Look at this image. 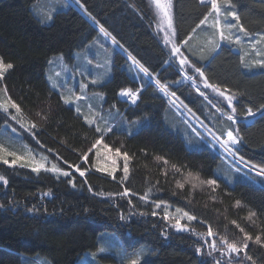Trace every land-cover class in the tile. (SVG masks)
Returning a JSON list of instances; mask_svg holds the SVG:
<instances>
[{
  "label": "trees",
  "instance_id": "trees-1",
  "mask_svg": "<svg viewBox=\"0 0 264 264\" xmlns=\"http://www.w3.org/2000/svg\"><path fill=\"white\" fill-rule=\"evenodd\" d=\"M221 1L232 5L249 34L264 35V0ZM40 2L0 0V58L13 65L2 76L0 87L20 107L22 121L29 128L36 125L18 139L28 147L42 146L71 175L61 177L0 163V175L7 181L0 184V264H28L35 257L46 264H75L85 252L96 251L100 239L115 238L117 248L149 253L140 264H212L199 257L194 236L169 228L162 207L195 216L189 227L197 233H205L209 227L223 239L245 237L247 233L253 239L246 255L256 264H264V184L256 175L222 160L205 139L195 137L189 121L160 90L167 85L170 95L175 92L174 97L185 108L218 134L225 129L236 134L238 129L241 139L236 156L260 169L264 168V115L257 110L264 105V67L246 68L241 52L232 46H221L213 52L212 45H207L208 34L194 37L196 49L189 45L194 50L189 57L204 72L203 79L235 96L232 107L237 123L233 124L213 108L217 97L210 98L202 88L206 96L200 95L188 83H180L181 70L156 31L147 0H74L81 8L56 5L51 19H47L49 11ZM209 9L199 0H172L177 44L189 37ZM101 27L110 34V40L114 37L118 42L109 55L112 75L106 73L109 68L102 60L101 69L95 72L102 82L91 85L92 73L84 75L80 69L73 87L88 85L90 93H101L102 106L112 113L111 122L121 120L118 126L112 122L113 130L103 142L113 151L119 148L122 155L127 152V179L120 171L113 178L93 168L89 149L101 134L64 103L61 91L53 89L46 78L56 57L71 65L78 60L89 64L85 47L95 39L98 45H104L107 39ZM90 47L96 50L93 43ZM129 54L148 68L151 82L133 65ZM95 62L99 57L93 56L89 65ZM126 89L136 93L135 103L120 99L119 94ZM249 107L257 113L255 116L246 115ZM226 109L233 114L229 106ZM215 113L222 118L224 128H216ZM5 116L0 110V127L7 122ZM122 124L125 127H120ZM219 164L225 180L215 174ZM77 168L85 171L84 177L79 176ZM188 177L196 178L197 183L216 179L218 186H192ZM125 188L130 193L127 197L120 195ZM145 195L147 201L141 200ZM157 202L161 205L158 210ZM153 211L157 215L153 216ZM257 235L261 237L259 244L255 242Z\"/></svg>",
  "mask_w": 264,
  "mask_h": 264
},
{
  "label": "rangeland",
  "instance_id": "rangeland-1",
  "mask_svg": "<svg viewBox=\"0 0 264 264\" xmlns=\"http://www.w3.org/2000/svg\"><path fill=\"white\" fill-rule=\"evenodd\" d=\"M43 1H45L46 4L43 3ZM147 2L150 4L151 9L153 10L156 31L160 35V38L163 41L164 45L167 48H169L170 56H172L173 58L175 57L178 62L180 61L181 58H183V56L188 57L187 53L184 51L182 47L180 48V53H182L183 56L173 53V42L177 46L179 45L176 43L175 39H173V36H172V30H175L174 22H173V14H172V0H160V4L163 5L164 7H158L155 3V0H147ZM205 2L209 4V8H210L209 10L211 11L210 2H208V0H205ZM40 3H41V6L43 5L48 9L50 15L52 14V12L53 13L55 12L54 9L56 8V5H59V4L61 5L74 4V6L77 9L81 8L77 3L74 2V0H42V2ZM218 3L221 4L222 13H226L228 11H234L232 9V5H229L228 2L221 1ZM165 10L168 11L169 16L172 19V29H169L168 27L167 17L164 16ZM209 13L206 15L208 16V19L205 22V24L200 25L199 28L196 27L195 31H192L190 33L189 38L186 39L188 41L187 45L184 44V41L182 42V45L186 47L188 52L190 54L194 53V50H192L190 46L196 49V47H194L193 45L195 43V40L192 41L196 35L203 33V36L206 37L208 34V37H207L208 43L207 42L206 43L207 45L211 44L212 45L211 48H213L216 43H219L221 46L235 47L238 49V51L241 52V58L246 68L250 67L251 69L252 68L256 69L257 66H258L257 68H261V66H259L257 62L264 61V41H261L259 43H257V41H260V38L263 33L249 34L248 36H245L244 33H241L238 31V28L229 29L226 27V25L235 24V20L231 16H226L223 14L219 16L220 28L218 29L214 26L216 23V19H217L216 13L215 12H211V14ZM221 29L224 31L225 36L231 35L232 37L231 42L228 40H220L219 31ZM102 35L105 36L104 33H102ZM105 37L110 42L107 39L105 40V38H103L105 40V44L98 45L95 39L85 47V50H87L88 52L86 54L87 56L85 59H87L88 62L91 61L89 62V64H92L93 56L99 57V62H95L94 63L95 65L90 66L86 62V60H82V61L78 60V62H76L77 64L71 65V64H67L63 60V58L56 57V60L52 61L49 65V68L47 70L48 75L46 73V78H47V81L49 82V85L53 89L55 90L58 89L57 91L59 92L61 91V94H62L61 97L63 96V97H66L72 100V103H69L66 105L71 106L75 110V112L83 118L85 123L88 124L85 117H87L88 120H93L94 123L91 124L90 126H93L95 129L97 126L101 128H106L109 126L113 127L114 125L118 126L121 120L114 119L112 121L114 124L113 125L111 122V120L113 119L111 111L106 110L104 106H102L103 105V95L99 92H94L96 94L90 93L91 90H89L88 85H86V87L84 88L82 87L75 88L76 87L75 79L81 75V73H79V70L82 69L84 75L89 74L90 72L92 73V76L89 79L90 81H92V83L90 82L91 85L98 84L99 83L98 81H101L102 77L98 78L95 72L97 69L99 68L101 69L102 64L108 65L109 69L106 70V73L108 75H112V70H111L112 60L111 58L109 60V55L115 48H117V46L112 43V40H110L108 36H105ZM236 37L240 38V43L238 44L235 43ZM92 43L94 47L96 48V50L93 49V47H90ZM108 47H111V48L109 49ZM218 50L219 49H217L216 52ZM106 58H107V61H106ZM188 59L190 61L189 57ZM102 60H104V62L101 64ZM184 67L185 69L196 73L194 71V68L192 70V68L188 65H185ZM6 71L3 73V75L6 73ZM185 76L187 79L185 82L188 83L191 87H193L196 91L199 88H203V89L205 88V86L199 80H197L196 82L194 81V79L188 78L187 75ZM185 76H184V72L181 71V79ZM197 76H199V74ZM1 79L2 77H0V80ZM93 81H95V83H93ZM73 83L75 87H73ZM62 85H65V88L62 87ZM0 91H1L0 97H2L0 98V102L7 101L9 97L6 94H4V89L3 90L1 89ZM197 92L201 93L202 91L199 89V91ZM207 94L210 96V98L211 97L215 98V100L217 97L219 101L214 102L212 104L213 108L217 111L219 115L227 117L226 115L227 111H225L224 109L227 108L228 103L224 99V97L220 96L219 93L217 92H215V94H211V93H207ZM167 95L169 96L167 99H169V101L173 103L179 109L178 110L174 106L176 111L183 118H185L186 121L187 120L189 121L190 123L189 125L195 137L205 139L206 140L205 143L211 148V150L217 153L218 155H220L222 160L226 159L229 164L234 166V168L243 170L245 172L247 171L253 175H256V171L258 169H253L251 166L247 165L243 160L239 159L236 156V149H237L238 143L236 145L231 146L233 149L232 152L225 151V148L221 146L222 141L227 139V132L229 130L225 129L223 133L218 134L217 132L212 130L211 127L207 126L203 122V120H201L198 117H195L192 112H190L187 108H185L178 101V99H176L174 96L170 94H167ZM226 95H233V94L227 92ZM76 96H80L82 98L80 100H76L75 99ZM204 96L206 95L204 94ZM101 101H102V104H101ZM234 101L235 99L233 100V102ZM221 103L223 104L222 107H221ZM77 107H79L80 112H77L76 110ZM218 109H220V111H218ZM1 111L6 115L5 117H6L7 122L2 124V126L0 127V129L3 128L2 130H0V135L4 136V138L0 137V141H2L0 147H3L4 149V152L0 153V155H3L4 158H6L9 161V163L5 164L3 160H0V163H3V165L8 166V167H25L28 169H32V166L34 165L35 162H42L45 164L46 168H50L52 164H56L57 167L62 169V171H67L70 173L69 170L62 168L56 161L52 160L42 146L39 145L38 146L39 148L35 149L33 147H28L26 143H23L21 140H19L20 138L23 137V135H28V133H30L28 131H25V129L29 128L28 123L22 121L23 118L20 117L21 116L20 112L17 113L15 109L10 111V108L8 110V113H5L3 110ZM227 114L230 115V113H227ZM12 115L17 116L19 123L17 122V120L11 119ZM215 117H217L215 118L217 120V124L215 125L216 128L218 130L224 128L222 125V121H221L222 118L218 117L216 113H215ZM213 119L214 118H211L210 122L214 125L215 123ZM21 125H23V127H21ZM125 125L126 124H122L120 127H125ZM13 128L16 130L15 132L12 131ZM217 137L219 139H216ZM103 144L104 142L102 140L101 144L97 145L96 148H92L90 152V154L93 157V161H94L93 168L97 171H100L98 169H111L114 166L116 168V172L120 171L122 172L124 176L123 155L121 154L117 156L115 154V151L111 150V148L105 149L103 147ZM5 152L14 153L15 156L8 155ZM17 156L21 157L22 159L17 160L16 164L12 165L11 161L15 159ZM220 166L222 167V165L219 164V167L216 168L215 174L216 176H218V178L225 180L226 177H224L225 176L224 172L223 171L221 172ZM41 171H45V170L41 169ZM233 171L235 170L233 169ZM46 172H49L56 176L65 177L61 175L60 173L50 172V171H46ZM100 172L109 174L108 171H100ZM257 177H259V179L261 180L260 182L264 184V177H261V176H257ZM252 179L250 178V180ZM255 181H258V180H255ZM187 182L190 183L192 186H197L200 184H203L206 187L210 186L206 182L197 183L198 181L194 177H188ZM0 184H4L3 181H0ZM156 209L158 210L160 208H156ZM161 210L163 211V216L165 212L169 214L170 218L168 220H165V219L164 220L168 224L171 230L175 232L187 233L196 238V240L199 243L198 248L200 249V251L197 252L199 254V257L203 256L207 258L209 261L212 262V264H217V261H219V264H230V262L231 264H253L254 261L247 259L246 249L242 250L240 253H232L227 249V244L224 243V241L226 240L228 243H236L241 248H243L244 243H247L249 246L250 240H245L244 236L242 237L239 235V238H238L237 235H235L234 237L228 236L227 239H223L222 237L216 235L214 232H213L214 235L211 237L207 235L208 231L205 233H197V232H194L189 227L191 223L194 222V220L188 221L186 217L181 219L180 223L182 225H187V230H177V228L174 227L173 225L175 224V220L181 217L183 213L182 212L177 213V210H170L167 207H162ZM115 241L118 242L117 238H115V240H112V239H108V241L104 240V242H102V240L100 239L101 243L99 244L98 249L94 252H85L78 260H76L75 264H131V261L135 259H138V264H140L146 257L149 256V253H146L143 250H139L137 252H129V251H126L121 246L117 248L115 246L116 244ZM213 244L215 245V247H212ZM100 249H104V251L100 252L99 251ZM209 253H211V255H209ZM28 264H46V263L44 259L35 257L34 261H30ZM254 264L256 263L254 262Z\"/></svg>",
  "mask_w": 264,
  "mask_h": 264
},
{
  "label": "snow or ice",
  "instance_id": "snow-or-ice-1",
  "mask_svg": "<svg viewBox=\"0 0 264 264\" xmlns=\"http://www.w3.org/2000/svg\"><path fill=\"white\" fill-rule=\"evenodd\" d=\"M201 2L203 3V2H205V0H201ZM208 2H210V4H211V11H210L209 14H211V12H215L216 15H217L216 23L214 25L216 28H218V29L220 28L219 16L223 14V15H226V16H231L235 20V24H228V25H226L227 28H229V29L238 28V31L241 32V33H244L245 36H248L249 35V33L246 31V29L240 24V18H239V16L237 15V13L235 11H228L226 13H222V7H221V4L218 3V0H208ZM155 3H156V5L158 7H164L163 5L160 4V0H155ZM169 7H170V5H169ZM164 16L167 17L169 29H172V19L169 16V13H168L167 10L164 11ZM51 18L52 17L49 14L47 16V19H51ZM207 19H208V16H205L204 19H202L200 21V24H198L196 27L199 28L200 25L205 24V22L207 21ZM100 31L102 33H104L105 36H109L110 35L109 33H107L105 31V29L103 27L100 28ZM193 31H195V29H193ZM172 36H173V39H175V30H172ZM219 36H220V40H228L230 42L232 41L231 35L225 36V33H224V31L222 29L219 31ZM261 41H264V35L261 36L260 41H257V43H259ZM112 43L114 45H117L118 44V42L115 40L114 37L112 38ZM187 43H188V41L185 40L184 41V44L187 45ZM235 43H237V44L240 43V38L239 37H236ZM120 47L122 48V46H120ZM220 47H221V45L219 43H216L214 45L212 51L213 52H216V50L219 49ZM173 53L174 54H179V55L183 56V54L180 53V47L177 46L174 42H173ZM128 58L130 60H132L133 65H135L136 67H138L139 68V71L141 73H143L145 77L148 78L149 82H151L152 79H153V77H152V74L149 72L148 68H146V67H144V65L140 64L139 61H137L136 58L133 57V56H131L130 54H129ZM89 62H91V61H89ZM179 63H180V70L181 71H184L185 70V67L184 66L185 65H188V66L194 68V71L196 73H198L200 77H204V72L201 70V68L200 67H196L194 64H191V62L189 61L188 57L183 56V58L180 59ZM257 63H258L259 66L264 67V61H258ZM12 67H13V65L11 63L5 64L4 61H3V59L0 58V77L3 76V73L7 69H10ZM93 83H95V81H93ZM155 83L159 86V81L158 80H156ZM204 84H205V87L206 88H211L213 91L219 93L220 96L224 97V99L227 101L228 106L231 108L232 113H233L231 115H228L226 113L227 119L230 120V121H232L233 124H236L237 123V121L235 119L236 109L234 107H232V102L235 99L234 95H226V91L227 90L221 91L220 88L217 85L208 83L207 82V78H205ZM81 87L84 88V87H86V85H81ZM142 87H143V85H141V88ZM140 90L141 89H137V92L140 91ZM160 90L163 91L166 95L169 94L167 92V85L161 87ZM197 91H199V89H197ZM120 94L122 96L129 97L132 100V102L135 103L136 93L135 92H132L131 89L122 90ZM171 95L172 96H175V92H172ZM200 95H204V93L201 92ZM81 98L82 97H80V96H76L75 97L76 100H80ZM62 99L64 100V103L65 104L72 103V100L69 99V98H66V97H63L62 96ZM9 108L15 109L17 113H19L21 111L20 110V107L15 102H12L10 98L7 101L0 102V110H3L5 113H8ZM76 110H77V112H80L79 107H77ZM218 111H220V109H218ZM257 111H260L261 115H264V105H261V108L258 109ZM256 114L257 113L254 112L251 107H249L247 109L246 115L248 117H253ZM11 119L12 120H17V122L19 123V120L17 119V116L12 115L11 116ZM85 119H86V121L88 122L89 125H91V124L94 123L93 120H88L87 117H85ZM21 127H23V125H21ZM34 128H36V125L35 124H32L31 125V128L25 129V131L31 132L32 129H34ZM112 130L113 129L110 126L109 127H106V128H101V127L97 126L96 129H95V131L97 133H100L101 135H100V138L97 139L95 141V143L92 145V148H96L97 145H100L101 142H102V140H103V138H104V136L107 133L111 132ZM12 131L15 132L16 130L13 128ZM216 139H219V138L217 137ZM240 139L241 138L239 137V131H238V129H237L235 135H234L233 131L229 130L227 132V139L222 141L221 146L225 148V151L232 152L233 149H232L231 146L236 145L237 143H239L240 142ZM103 147L105 149H109V146L107 144H103ZM92 148H90L89 151H91ZM49 151H51V149H49ZM3 152H4L3 147H0V153H3ZM115 154L117 156L121 155V152H120V149L119 148L115 149ZM8 155L15 156L14 153H8ZM83 158L85 160H87V153H84L83 154ZM19 159H22V158L17 156L15 159H13L11 161V164L12 165H15L16 162H17V160H19ZM123 159H124V166H123L124 178L127 179L128 171H129V169H128L129 156H128L127 152L123 153ZM158 159H162V158H159L158 157ZM241 159H243V157H241ZM0 160H3V162L5 164H8L9 163V161L6 158H4L3 155H0ZM165 164H167V161L166 160H165ZM175 167L176 166L173 165V168H175ZM251 167L253 169H256L257 166L252 165ZM41 169H44L45 171L60 173L61 175L65 176V177H68V176L71 175L67 171H62V169L59 168V167H57L56 164H52V166L50 168H46L44 163H42V162H35L34 165L32 166V171H34V172H39V171H41ZM76 170L79 172V176L80 177H84L85 176V171H82L79 168H77ZM98 170H100V171H108L109 175H113L116 172V168L114 166L111 169H98ZM177 170H179V169H177ZM256 175L257 176L264 177V168L258 169L256 171ZM113 178H115L114 175H113ZM0 181H3L4 184L7 183V181L2 176H0ZM69 182L72 183V186L73 187L76 186L73 181L70 180ZM201 183H204V182L202 181ZM206 183L208 185H211V186H218L216 179H209V180L206 181ZM178 187L183 188L184 185L183 184H178ZM213 190H215V189H213ZM120 195H122L124 197L129 196L130 195L129 190L127 188H125L124 191H123V193H121ZM147 199H148V196L147 195L141 197V200L147 201ZM129 203H131V201H129ZM237 204H239V201H237ZM160 206L161 205H160L159 202H157L156 205H155L156 208H160ZM29 211H32V209H29ZM179 212H181V209H177V213H179ZM152 215L155 216V215H157V213L155 211H153L152 212ZM251 215H255V213H252ZM185 217L187 218L188 221H193V220L196 219L195 216L189 215L188 212H183V215L181 217L177 218L175 220V224L173 225L174 227L177 228V230H187V225H182L180 223V220L183 219V218H185ZM124 218L125 217L122 215L121 216V219H124ZM169 218H170L169 217V214L167 212H165L164 219L165 220H168ZM232 223H235V221H233ZM240 230H241V232L244 231L243 229H240ZM207 235L210 236V237L214 235V233H213V231H212V229L210 227L208 229ZM251 239H253V238L250 235H248L247 233H245V240H251ZM255 242L258 243V244L261 243V237L259 235H257L255 237ZM224 243L227 244V249L230 252H232V253H240L242 250L248 248V244L247 243H244L243 248L239 247L236 243H228L226 240L224 241ZM212 247H215V245L213 244ZM99 251L100 252H103L104 249H100ZM199 251H200V249L198 248L197 249V252H199ZM93 255H95V254H93ZM209 255H211V253H209ZM247 259L251 260L252 257L251 256H247ZM131 264H138V259L132 260L131 261ZM217 264H219V261H217ZM230 264H231V262H230ZM253 264H254V262H253Z\"/></svg>",
  "mask_w": 264,
  "mask_h": 264
},
{
  "label": "crops",
  "instance_id": "crops-1",
  "mask_svg": "<svg viewBox=\"0 0 264 264\" xmlns=\"http://www.w3.org/2000/svg\"><path fill=\"white\" fill-rule=\"evenodd\" d=\"M189 38V37H188ZM187 38V39H188ZM190 38H192V37H190ZM164 44V43H163ZM179 45V47L181 48H183L184 49V51L187 53V55H188V57H189V52H188V50L186 49V47L184 46V45H182V43L181 44H178ZM165 46V45H164ZM166 47V46H165ZM167 48V47H166ZM168 49V51H169V53H170V50H169V48H167ZM170 58L171 59H173L177 64H178V66L180 67V63L177 61V59L174 57H172V56H170ZM190 58V57H189ZM190 62H191V64H193V62H192V60L190 59ZM192 68V67H191ZM192 70H193V68H192ZM184 72H185V75H187L188 77H192V79H194V81H196L197 82V80H199L204 86H205V84H204V79H203V77H200V76H197L198 74L197 73H194L193 71H190V70H187V69H185L184 70ZM191 73V74H190ZM193 73V74H192ZM185 80H186V76L185 77H183L182 79H181V83H184L185 82ZM206 88V87H205ZM204 88V89H205ZM203 89V88H202ZM205 91L207 92V93H211V94H215V91H213L211 88H207V89H205ZM226 94H227V92H226Z\"/></svg>",
  "mask_w": 264,
  "mask_h": 264
}]
</instances>
